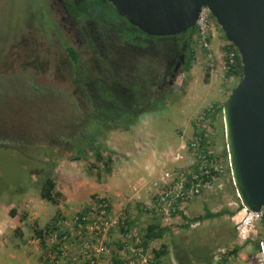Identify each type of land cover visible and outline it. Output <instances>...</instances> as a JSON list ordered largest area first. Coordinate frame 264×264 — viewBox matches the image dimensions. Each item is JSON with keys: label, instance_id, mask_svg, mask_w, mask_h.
I'll return each mask as SVG.
<instances>
[{"label": "rangeland", "instance_id": "374dc122", "mask_svg": "<svg viewBox=\"0 0 264 264\" xmlns=\"http://www.w3.org/2000/svg\"><path fill=\"white\" fill-rule=\"evenodd\" d=\"M96 21H75L64 13L59 0H0V205L5 206V212L10 215L12 210H16V214L11 215L12 230L15 232L0 243V249L3 248L1 264H27L26 261L40 264L36 259L41 253L43 255V244L35 229L45 230L60 217L71 218L99 197L110 200L116 216L123 212L126 217L137 221V224L132 223L140 236L152 224L171 228L161 240L152 242L144 251L145 258L151 261H154L156 250L162 252L155 264H221L225 257H228L225 264H264V254L256 247V242L264 239V230L243 243L234 221L238 212L232 217L225 215L190 222L208 211H237L241 205L228 157L224 111L220 110L241 78L230 75L220 59L219 54L224 53L222 42L227 39L212 14L208 31L211 51L200 49L194 42V36L193 66L188 72H183L182 64L177 65L179 70H175L174 92L168 105L173 104L178 111L168 119L184 117L186 127L183 136L191 144L193 134L187 121L206 108L213 107L217 118L210 122L209 130L212 133L204 138L208 140L205 143L208 147L206 153L210 154L212 163L218 168L215 182L221 188L216 193L205 192L191 198L183 215L169 221L156 220V216L147 208L153 198L148 184L154 175H159L163 170L174 171L193 164L196 156L186 145L184 162H173L171 151L178 149V140L166 144L152 138L149 142L148 135L142 133L144 154L132 145L129 138L123 140L127 145L124 148L127 155L121 153L123 158L115 153L112 171H108L104 162L97 160L92 151L84 154L80 161H69L73 163L71 167H63L62 162L68 160H56L53 176L57 189L65 195L58 198V205L41 199V184L32 168L38 162L56 157L53 152H49L51 156H46L42 142L46 138V129L61 126L60 120H52V116L71 115L68 108L72 107L73 99L69 97L66 100L64 97L66 87L71 90L80 88L74 83L76 76L95 78L109 72V49L102 39L106 29ZM68 46L77 50L80 57L78 66L73 65ZM185 102L189 108L182 110ZM168 105L144 114L141 119L144 116L146 119L160 118L167 113ZM154 127L162 134L168 132L166 121L159 120ZM177 130L178 124L171 129L174 133ZM68 134L70 136L69 131ZM112 135L110 133L106 140L108 152L105 155L114 151L113 145L109 146L108 143ZM7 139L15 141L9 144V148L4 147L9 142H2ZM169 145L174 147L170 149ZM56 154L60 155L61 151L57 149ZM143 162L144 167H148L135 175V169L129 167H138ZM101 188L105 189L103 193L95 192ZM139 191L142 192L138 194ZM141 204L144 212L139 211ZM63 207H68L67 213L62 212ZM119 232L116 231L112 245L119 241ZM236 246H242V250L238 254L228 255ZM7 249H15V252L6 254ZM111 250L114 254L118 253L117 246Z\"/></svg>", "mask_w": 264, "mask_h": 264}, {"label": "trees", "instance_id": "16d2710c", "mask_svg": "<svg viewBox=\"0 0 264 264\" xmlns=\"http://www.w3.org/2000/svg\"><path fill=\"white\" fill-rule=\"evenodd\" d=\"M67 7L77 18L90 17L106 25L103 26L106 33L102 39L105 47L109 49L111 63L108 67L109 72H103V76L98 75L95 78L76 76L74 83L80 85V88L71 90L66 87L67 93L64 96L66 100L69 97L73 99V104H70L72 107L68 108L71 115L52 116V120H60L61 126L45 130L46 138L42 143L43 148L46 149V156H51L49 152H53L56 157L38 162L32 171H36L34 175L38 176V182L41 184V199L55 205L59 204L58 198L62 195L57 191V181L53 176L54 167L57 164L55 161H80L84 158V154L92 151L95 152L97 160L103 161L106 169L112 171L115 153L105 155L108 152L105 143L109 134L115 131H130L144 114L163 109L168 105L174 92L172 85L175 81L173 76L177 65L182 64L183 72H188L193 66L192 61L195 54L193 39L197 34V27H195L186 34L177 36H148L128 22L122 25L115 19L112 20L113 15H120L106 0H86L81 4L69 0ZM235 48L233 44L228 43L225 49ZM67 50L73 65L78 66L80 57L77 50L72 46H68ZM229 74L242 78L241 56L238 57L237 65ZM220 110L222 111L223 107ZM214 112L212 119L216 120V111ZM68 139L70 142H67ZM2 142H9L4 146L9 148V144L15 141L7 139ZM205 143H208L207 139ZM57 149L61 151L58 156ZM243 207L241 204L237 211L229 209H222L217 213L208 211L204 216L194 218L190 222L225 215L232 217ZM139 211L144 212L142 204L139 205ZM15 214L16 210H12L11 215ZM62 219L63 217L57 218L54 224L45 230L35 229L42 244L45 233L58 229L57 223ZM132 221L134 224L138 223L131 220L129 216L126 217L127 226L131 229L134 227ZM189 226L190 223L187 227ZM170 229L169 227L161 228L159 224H152L145 229L142 233V244L145 251L152 242L161 240ZM261 243V241L256 242V247L260 250H262ZM241 250L242 246H236L228 255L238 254ZM155 253L156 259L153 258L152 263H156L162 254L157 250ZM227 260L228 257H225L221 264H225Z\"/></svg>", "mask_w": 264, "mask_h": 264}, {"label": "built area", "instance_id": "2783aa9c", "mask_svg": "<svg viewBox=\"0 0 264 264\" xmlns=\"http://www.w3.org/2000/svg\"><path fill=\"white\" fill-rule=\"evenodd\" d=\"M210 15L209 8L202 7L195 38L198 47L207 52H210L212 48L208 34ZM239 56L237 48L225 49L222 59L227 72L237 65ZM213 115L214 109L210 106L189 119L188 126L193 134L191 144L182 135L179 148L171 151L172 161L183 160L181 162L183 163L187 155L185 153L187 145L188 149H192L195 153L196 161L185 168H176L173 169L174 171L163 170L159 175H154L155 177L148 184L153 198L147 208L162 221H169L177 215H183L191 198L203 195L205 192L216 193L221 188V185L215 182L217 180L215 171L218 168L212 163L210 154L206 153L208 147L205 146L204 138L212 133L209 128L211 129L210 122ZM263 216L264 208L255 212L245 206L235 215L234 221L239 239L243 243L252 240L261 230H264ZM57 227L58 229L45 233L41 264H120L123 262L155 264L150 258H145L143 237L135 231V228L131 229L127 226L126 215L123 212L120 216L115 215L108 198L99 197L84 210L77 211L71 218L64 217L58 221ZM122 230H124L123 233ZM116 231L119 232L117 236L119 245L115 243L118 253L114 254L111 248H113L112 240L116 237Z\"/></svg>", "mask_w": 264, "mask_h": 264}, {"label": "water", "instance_id": "95a60500", "mask_svg": "<svg viewBox=\"0 0 264 264\" xmlns=\"http://www.w3.org/2000/svg\"><path fill=\"white\" fill-rule=\"evenodd\" d=\"M106 1L131 26L153 37L186 34L197 26L202 7L209 8L227 41L238 49L243 63L242 78L223 107L234 186L243 206L261 211L264 208V0ZM261 247L264 254V239Z\"/></svg>", "mask_w": 264, "mask_h": 264}, {"label": "crops", "instance_id": "0c3cea01", "mask_svg": "<svg viewBox=\"0 0 264 264\" xmlns=\"http://www.w3.org/2000/svg\"><path fill=\"white\" fill-rule=\"evenodd\" d=\"M228 43H229L228 41L223 40L222 45L224 46V51H225V48L228 46ZM219 55H220V59H222V55L223 54H219ZM222 62H223V59H222ZM223 65H224V63H223ZM185 99H187V97H185ZM183 106L184 107L182 108V110L184 108H186V109L189 108V106L187 105V102H185ZM169 107H167V109L165 110V111H167V113L163 114L162 116H160V118H157V119H155V118H147L146 119V116H144L137 123V125H135L134 127L131 128L130 131H125L126 133L125 132H121V131L111 132V134L114 135V136L112 135V137H110V140L108 141L109 146L113 145V147H114V148H112L114 151H111V152L112 153L113 152L114 153H118L119 155L121 153L127 155V149H124V148L127 147V145H126L125 141L123 142V140L129 138L132 141V145L135 148L137 147L136 149H138V151L141 154H144V153H142V151L145 152V150H142V149L144 147L143 145H144L145 141H141V138L143 137L142 133L146 134L144 136L148 135L147 137H148V141L149 142H151V139L153 138V139L159 140L162 143H166V144H172V143L176 142L177 140H178V142L181 143V136L183 135V133L185 131V127H186L185 119H184L183 116L181 118L180 117H176L173 120L168 119V118H170L171 115H173V113H176L178 111V108L176 106H174L173 104L171 106H169ZM159 120H162L163 122H165V121L167 122V124H168V132L162 134V133L158 132V130H155L154 124L157 121H159ZM177 124H178V130H177V133H174V132L171 131V129H172L173 126H176ZM121 133H123V134H121ZM180 143H179V145H180ZM169 147H170V149H172L174 146L173 145H169ZM122 148L124 149L123 150L124 152L121 150ZM178 148H179V146H178ZM174 149H176V148H174ZM123 154H121V155L123 156ZM123 158H124V156H123ZM62 164H63V167H66V166L71 167V165H73V163L69 162V160L67 162L63 161ZM144 165L145 164L143 162V163H140L138 165V167H134V166L131 165L129 168L130 169H135V173L134 174L137 175L138 172H142L143 170L145 171V167L146 166L144 167ZM57 191H59L61 194L64 193L62 190H59V189H57ZM104 191H105L104 188L95 190V192H101V193H103ZM141 192L142 191H139L138 194H140ZM63 195H65V194H62L61 196H63ZM141 201H143V200H141ZM57 207H59V206H57ZM67 209H68V207H66V208L63 207L62 208V212L63 213H67ZM138 217H139V215H138ZM12 223H13V218L11 217V215L8 212H5V206L0 205V243L3 242L2 239L6 240L8 235L11 236V234H13L15 232V231L12 230V229H14ZM33 232H34V230H33ZM115 246H116L115 244L112 245V247H115ZM14 250L13 249H7L6 254L9 253L10 251H14ZM1 252H3V248L0 249V254H1ZM42 257H43V255L41 253V255L38 256V258L36 259L37 261L39 259V263L40 264H41V261H42ZM26 263L30 264L29 261L28 262L26 261ZM0 264H1V262H0Z\"/></svg>", "mask_w": 264, "mask_h": 264}, {"label": "flooded vegetation", "instance_id": "af4514ba", "mask_svg": "<svg viewBox=\"0 0 264 264\" xmlns=\"http://www.w3.org/2000/svg\"><path fill=\"white\" fill-rule=\"evenodd\" d=\"M60 1V3H61V6H62V8H63V10H64V13H66L67 15H69V17H71V18H74V20L75 21H88V19L90 20H92V21H95L94 19H92V18H90V17H86V18H77V17H75L73 14H72V12H71V10H69L68 9V7H67V2L69 1V0H59ZM76 4H78V3H83L84 1H86V0H73ZM113 19H115L118 23H120V24H122V25H126V22H127V20L124 18V17H122V16H116V15H113L112 16V20ZM96 22H98V21H96ZM100 23V22H99ZM103 26H106V25H104L103 24ZM96 40V39H95ZM97 41V40H96ZM181 59H182V61H183V57H181Z\"/></svg>", "mask_w": 264, "mask_h": 264}]
</instances>
